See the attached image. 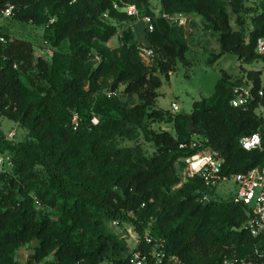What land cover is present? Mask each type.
<instances>
[{
	"label": "trees",
	"instance_id": "obj_1",
	"mask_svg": "<svg viewBox=\"0 0 264 264\" xmlns=\"http://www.w3.org/2000/svg\"><path fill=\"white\" fill-rule=\"evenodd\" d=\"M151 1L0 0V7L14 5L15 18L43 25L52 50L37 55L33 42L1 30L0 118L25 135L16 141L0 124V153L13 161L0 173V264H20L22 251L25 264H133L139 250L145 264H168L167 255L158 263L148 254L161 252L162 241L168 254L191 264H223L226 255L250 252L251 208L211 198L215 188L188 176L184 158L218 150L227 174L264 164L263 71L222 77L190 113L159 108L157 97L161 75L169 77L179 60L190 63L184 26L172 15L201 16L218 33L222 53L253 64L264 60L257 50L264 0H159V11ZM129 4L153 15V30ZM143 44L154 50L151 61ZM250 83L254 99L233 106L234 88ZM254 132L261 146L245 149L242 137ZM192 140L201 144L181 146ZM113 221L134 226L136 246ZM148 230L152 243L143 237Z\"/></svg>",
	"mask_w": 264,
	"mask_h": 264
},
{
	"label": "rangeland",
	"instance_id": "obj_2",
	"mask_svg": "<svg viewBox=\"0 0 264 264\" xmlns=\"http://www.w3.org/2000/svg\"><path fill=\"white\" fill-rule=\"evenodd\" d=\"M256 2L254 0H248L247 4L256 6ZM151 3L153 8L158 11L160 10L159 0H152ZM187 17L188 21L183 25V36L189 45L187 58L190 60V63L179 60L177 69L169 77L165 74L161 75L162 85L158 89L157 107L164 110H171L172 102H177L179 104V111L190 113L194 103L204 97L211 96L216 89V84L219 79L229 74L232 76L239 74L245 75L248 70L259 69L263 71L262 78L264 81V60L256 61L253 64H246L240 61L237 54L232 52L222 53L218 33L205 27L201 16L187 15ZM231 21L234 27L238 28L236 14H231ZM1 30L8 31L12 37L33 42L37 55H46L47 51L52 53V50H47L44 46L46 43L44 40L45 27L43 25L31 21L19 20L12 15L0 18ZM109 44L116 46L117 40L114 38ZM133 99L136 100L137 95ZM0 124L8 136L11 131L16 132L13 136L16 141L24 138V127L18 125L14 120L3 117L0 118ZM236 189V182L224 180L214 189L211 198L215 200L232 199ZM111 227L119 236L126 238L130 248L136 246L139 240V234L135 231L131 223L113 221L111 222ZM34 245L35 242L25 252L31 251ZM21 253L20 264H25L26 254H23V251ZM39 264L45 263L42 261Z\"/></svg>",
	"mask_w": 264,
	"mask_h": 264
},
{
	"label": "built area",
	"instance_id": "obj_3",
	"mask_svg": "<svg viewBox=\"0 0 264 264\" xmlns=\"http://www.w3.org/2000/svg\"><path fill=\"white\" fill-rule=\"evenodd\" d=\"M232 1V0H227ZM13 4H8L5 7H0V18L13 15ZM127 10L130 14L137 17V21H142L148 30H153L155 27L154 17L151 14L141 16L138 7L135 4L127 5ZM180 25H185L188 21L187 14L177 13L170 17ZM0 41H7V36L0 31ZM141 54L151 61L154 57V50L141 45L139 47ZM257 50L264 59V37L259 38L257 42ZM262 94V91H260ZM255 93L252 84H241L234 88L231 104L233 106H246L254 99ZM179 110V104L172 102V111ZM76 118V117H75ZM97 122V118L94 119ZM15 131H11L9 137L15 135ZM241 143L245 149H254L260 147L262 144V136L260 132L243 136ZM200 141L192 140L184 142L182 147L190 145L195 147L200 145ZM186 162V174L188 176H200L204 183L209 188H216L224 180H232L236 182L237 189L233 196L234 201L243 202L251 208V214L246 222V228L253 238V244L248 254L239 256L236 253L226 255L223 264H264V164L255 166L245 172H233L227 174L223 171V156L218 150L200 149L195 153L184 158ZM13 164L10 155L0 153V173L5 171L7 167ZM144 239L147 243L153 242V237L150 231H145ZM140 241V235L139 240ZM161 252L159 250H150L153 256H158L157 262H163V255L169 257L168 264H191L176 255L168 254L164 248ZM159 244V246L161 245ZM147 254L143 251H136L131 257L133 264H145Z\"/></svg>",
	"mask_w": 264,
	"mask_h": 264
},
{
	"label": "water",
	"instance_id": "obj_4",
	"mask_svg": "<svg viewBox=\"0 0 264 264\" xmlns=\"http://www.w3.org/2000/svg\"><path fill=\"white\" fill-rule=\"evenodd\" d=\"M190 127H192V125H190Z\"/></svg>",
	"mask_w": 264,
	"mask_h": 264
}]
</instances>
